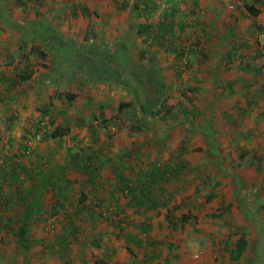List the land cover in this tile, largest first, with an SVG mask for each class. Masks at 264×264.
I'll use <instances>...</instances> for the list:
<instances>
[{"label":"rangeland","instance_id":"374dc122","mask_svg":"<svg viewBox=\"0 0 264 264\" xmlns=\"http://www.w3.org/2000/svg\"><path fill=\"white\" fill-rule=\"evenodd\" d=\"M139 1L33 0L20 5L0 0V76L17 80L26 58L34 71L31 82L6 97L0 87V150L11 155L32 140L34 153L22 162L56 171L61 188L70 183L65 193L72 202L66 206L70 221L66 209L54 214L58 191L46 193L44 210L30 219L27 253L0 221V264H264V56L254 57L256 41L264 46V0H155L158 9L150 20L157 24L161 10L176 5L182 12L177 20L193 26L187 29L188 48H203L204 55L187 53L177 61L163 46H149L152 62L143 56L146 42L138 33L144 5L133 11ZM245 5L259 15L251 16ZM83 10L90 15L85 17ZM32 21L33 33L26 28ZM53 30L79 49L82 59L93 57L83 54L89 47L95 54L106 53L103 63L113 60V70L99 64V81L86 79L69 48L49 52L42 62L39 49L45 44L34 36L51 40ZM135 80L140 84L131 87ZM230 83L233 91L226 90ZM67 94L76 98L69 102ZM141 94L143 100L150 97L149 110H143ZM158 95L159 102L151 106ZM246 96L253 106L243 112ZM128 103L131 109L120 110ZM47 109L53 117L46 118L50 132L64 135L43 141L33 136ZM104 120L106 128L99 127ZM73 155L98 167L92 181ZM5 164L10 163L0 161ZM167 168L161 179L157 174ZM127 180L133 186L126 190ZM139 180L142 189H149L144 205L132 200L129 191ZM28 188H23L24 199ZM82 194L95 214L77 218L84 207L78 203ZM12 195L15 212L8 214L20 223V192L0 177V219ZM147 221L152 226L148 236L140 229ZM70 227L76 234L66 239ZM243 233L249 245L236 261L230 248ZM127 234L136 236L141 247L129 243ZM127 245L135 254L127 252Z\"/></svg>","mask_w":264,"mask_h":264},{"label":"trees","instance_id":"16d2710c","mask_svg":"<svg viewBox=\"0 0 264 264\" xmlns=\"http://www.w3.org/2000/svg\"><path fill=\"white\" fill-rule=\"evenodd\" d=\"M31 1L33 2V0H16V2L19 3L20 5L27 4L28 2H31ZM141 4L144 5V10L142 11L139 17L143 18L144 23L138 26V33H140L141 36L144 37L143 41L146 42V47L143 53L144 58L145 57L151 58L150 62H152L154 51L152 50L147 51V48L149 46L156 47L157 45L163 46L166 53L175 55L177 61H182L184 56H186L187 53L196 54L197 52H199L200 54L204 55L203 48L200 49V51L198 50V48H194L192 45H191L192 46L191 48H188L191 35H189L190 33L188 32L189 30L187 31V29H192L193 26L187 28L188 26H186V24L182 21V19L177 20L178 14H182V12L179 10V8L176 5H174L171 9L161 10L160 15L158 17L157 24H154L150 19L151 18L153 19L152 16L155 13V10L158 9L157 7H155V0H140L139 3L135 5L133 11L139 12V6ZM116 5H117L116 9L119 11V6H118L119 4L117 1H116ZM194 5L196 7H199L197 2ZM245 9L253 17H257L260 13L259 10L256 9L254 6L245 5ZM83 11H84L83 14L85 15V17H88L90 15V12L88 10H83ZM34 23L35 22L32 21L26 24V28L31 29V33L34 32V28L32 27ZM40 23H41L40 21H37L38 25H40ZM54 31L55 30L51 31V33L52 32L55 33ZM206 33L207 32H204L202 35L204 36L206 35ZM55 34H53V38L51 40L43 38L42 35H39V33L34 36L35 37L34 40L36 39L37 41L45 44L43 48L41 47L39 49V53H40L39 56L40 58H42L41 60L42 62H45V60H47V56L49 52H52L55 50L57 52H65L69 48L71 55L76 56L77 59L80 61V64H81L80 70L84 74V78L86 77V79H89V80L99 81L98 79H99V75L102 69L99 66V64L100 65L103 64L105 69L109 71L113 70V67H114L113 60L112 62H110L109 60L108 63H103V60L106 57V53H105V56L104 54L101 55V53L95 54L92 51V47H89L85 49L86 50L85 52L83 51L84 53L83 52L82 53L85 55L87 54V52H89L93 54V57L86 55L84 59H82V55H80L81 52H79V49L71 47L70 44H68L67 42L63 40L61 35L57 33ZM38 37H39V40H38ZM206 40L207 38H204L203 44L207 42ZM76 44L77 43L75 42L74 45ZM197 44L199 45L200 43H197ZM255 45L257 48L255 49L254 57L255 59H261L262 51L259 49V40L256 41ZM79 47H83V46H79ZM204 57L207 58L206 56ZM26 62L27 64L25 65L24 69H22L21 72L18 73L17 80L16 78H12L10 76H7L6 74H3V73L1 74L0 87L4 86V89H5L4 92L6 94V95L3 94L4 97L7 96V93L16 92L18 91L17 89L21 88L23 84H26L32 81L33 75H34V71L32 70L33 66L32 64H30V61L27 58H26ZM151 64L154 65V63H151ZM123 69H124V66H123ZM96 76L97 78L94 79ZM162 82L163 80H161V83ZM134 83L140 84V82L136 80L133 82L131 81L129 82L131 87L133 86ZM135 90L136 89H132L133 94L137 93ZM226 90L233 91L234 90L233 85L231 83L228 84L226 86ZM66 97H67V100L71 102L76 98V95L67 94ZM138 98L140 99L141 103L144 101V104L141 105L143 107V110L145 109L149 110L148 109L149 107L147 105H150V101H146V99L150 97L148 96L147 98L143 100L142 94H141L138 96ZM246 98H247L246 99L247 108L243 109L242 110L243 112H246L247 109L253 106L252 105L253 102L248 98V96H246ZM152 99L153 98H151V100ZM158 99H159V95L158 97H156V99L154 100V103L151 106H154L155 104H157L159 102L157 101ZM53 106L54 105L50 103L48 108H50L51 110V107L53 108ZM125 108L131 109V103L120 105V110H123ZM50 110L47 109L44 111L39 121L40 126L35 131L33 138H36V137L39 138L41 136L42 137L41 140L49 141L52 139H58L64 135V132H61L59 130H56L55 132L51 133L49 126L46 125V118H50V119L53 118L52 112H50ZM246 114H250V112L244 113L243 115H246ZM99 127L106 128V121L104 120V122L100 123ZM204 133L206 134V137L210 140L211 146L214 149V151L212 152L214 154L216 153L219 155V151H217L216 144L213 138L209 136L206 132ZM28 141L29 142H27L25 145L18 148L16 153H12L11 155L8 153L5 154L3 150H0V161L3 160L4 163H7V162L10 163L7 165L5 164L4 166L3 165L0 166V177L2 178V183L6 184L11 189L15 188L16 193L20 192V195H21L20 200L22 202L21 205H23L24 207V210L22 211L23 219L19 223L18 221H16L14 216H9L8 214L9 212L11 213L14 211L13 208L15 206L14 204L15 195L9 196L8 198L5 199V204L3 207L4 216L1 217V219L3 218L4 220L2 221L0 219V221L3 223V226L6 227V229H10L11 231L15 233L16 235L15 237H17L18 243H20V245L22 246V248H24L26 253L29 252V248L32 247L31 241L29 240L30 238L29 232L31 230L30 229V219H32L34 217V214L38 213V211L44 210V198H45L44 196H46V193H48L50 190L58 191V195L56 196V202L54 205V214L59 213L60 211L66 209L67 205L72 204L71 199L69 198L67 193H65V190H67V187L70 185V183L67 182L68 184H66L64 188H61L62 186L60 187V181L58 180L59 176L56 173V171L43 170L41 168L27 167L22 162L23 158L33 155L34 153V151L32 152V147L29 144L30 141L32 140H28ZM72 159L75 161H78V160L81 161V164H83L84 169L89 172L87 179L89 181H92L93 176H95L98 170V167H96L93 164L92 160H89V159L84 160V159H81V157L77 155H73ZM67 168L68 166L65 165L62 168V170L65 171L67 170ZM169 169L167 168L164 172H159L157 175H161V179L162 178L164 179ZM149 181L161 182V180L156 179V177H151ZM143 184L144 182L142 180H139L138 184L134 185V188L133 189L130 188L129 190L130 195H132L131 196L132 200L134 199L136 202H138L139 205L145 204L147 193L149 192V189L147 188L142 189ZM26 185L29 186V188L27 191L28 194L26 195L24 199L22 198V196L26 192L23 191V188L27 187ZM125 185H126L125 186L126 190H127V187H130L131 185L133 186L130 180H127ZM241 188L243 187L241 186ZM138 191L140 193H137ZM242 193H243V190L242 191L239 190V193L237 195L240 196L242 195ZM86 199H87V196L85 194H82L81 197L79 198L78 203L84 204V207L83 209H80L78 213L77 212L75 213V216L77 218L81 214H85L87 216L95 214V210L93 207H91L90 205H85ZM155 207L156 206L152 205L148 207L146 211L154 209ZM67 214H68L67 217H69L70 212H68V210H67ZM69 220L72 221V214L70 215ZM72 227H70V229L67 228L69 229V231L64 232V235L66 234L65 237H67L66 239H68L69 236H73L76 234L75 227L73 229ZM140 229L144 232V235L148 236L152 229L151 223L147 221L146 225L140 226ZM125 237H127V239L129 240V243L133 242L135 243L134 246L141 247V243L137 241L136 236L132 234H127ZM62 243L65 245V248L67 250L69 245H68V241H66L64 237H62ZM248 245L249 244H248L246 235L243 233L240 236V239L238 240L236 246H233L232 248H230V254L232 256L235 255V259L236 261H238L242 257H244L245 254L247 253ZM260 249H261V246L256 248L258 252L257 254L258 257L261 253ZM130 253L135 254L132 249H130ZM257 255L255 254V258ZM65 264H70L69 260L65 261Z\"/></svg>","mask_w":264,"mask_h":264},{"label":"crops","instance_id":"0c3cea01","mask_svg":"<svg viewBox=\"0 0 264 264\" xmlns=\"http://www.w3.org/2000/svg\"><path fill=\"white\" fill-rule=\"evenodd\" d=\"M213 7H215V6H213ZM262 44H260L259 45V49L262 51V57L264 56V46H261ZM244 49H246V48H244ZM127 241H128V239H127ZM126 249H127V252H129L130 251V248L128 247V245L126 246Z\"/></svg>","mask_w":264,"mask_h":264}]
</instances>
